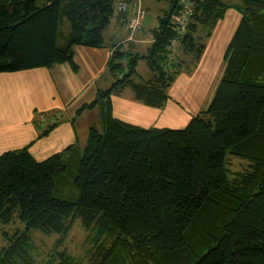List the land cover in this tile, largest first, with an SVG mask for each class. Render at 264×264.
Wrapping results in <instances>:
<instances>
[{
    "label": "trees",
    "instance_id": "1",
    "mask_svg": "<svg viewBox=\"0 0 264 264\" xmlns=\"http://www.w3.org/2000/svg\"><path fill=\"white\" fill-rule=\"evenodd\" d=\"M118 1L0 0V73L62 63L78 71L75 46L113 47L111 84L79 110L98 107L103 131L92 126L83 150L71 145L41 161L32 142L0 155V225L16 213L25 223L6 233L0 264H78L61 249L77 219L91 232L89 264H264V0H191L181 33L173 25L184 6L169 0L145 52L106 41ZM230 8L241 18L205 110L184 128L143 127L114 116L112 96L127 89L140 102L164 107ZM63 12L71 31L60 44ZM141 60L146 76L138 71ZM228 153L248 166L232 172ZM69 179L78 193L64 198L61 186ZM33 230L60 235L41 263Z\"/></svg>",
    "mask_w": 264,
    "mask_h": 264
},
{
    "label": "crops",
    "instance_id": "2",
    "mask_svg": "<svg viewBox=\"0 0 264 264\" xmlns=\"http://www.w3.org/2000/svg\"><path fill=\"white\" fill-rule=\"evenodd\" d=\"M236 11L227 10L209 39L195 73L171 87V98L164 107L140 102L134 98L132 90L127 89L122 95L112 96L114 116L143 127L184 128L193 115L204 110L208 87L214 83L213 78L224 62L227 49L224 50V46L229 44L241 18ZM130 16L129 9L121 12L117 8V16L110 24L115 39L110 41L109 36L107 42L127 41L126 25ZM146 17L147 13L141 28L134 34V43L128 45L140 52H145L153 40L152 33L143 29ZM74 49L78 71L62 63L0 73V155L32 142L30 151L41 161L71 145L78 148L82 143L86 145L89 128L101 124L98 107L83 109L80 113L79 110L96 98L99 88L111 84L113 78L107 62L113 47L79 45ZM53 124L56 126L44 134Z\"/></svg>",
    "mask_w": 264,
    "mask_h": 264
},
{
    "label": "rangeland",
    "instance_id": "3",
    "mask_svg": "<svg viewBox=\"0 0 264 264\" xmlns=\"http://www.w3.org/2000/svg\"><path fill=\"white\" fill-rule=\"evenodd\" d=\"M126 1V0H125ZM44 0H39V3L42 4ZM66 2V0H65ZM129 4V11L131 12V4L133 0H127ZM144 5L147 7V17L146 21L143 25V29L146 33L151 34L152 29L157 26L158 24V17L165 16V12L170 9V1L169 0H144ZM237 12V11H236ZM238 13V12H237ZM111 25L109 24L105 29V37L110 38V41L114 40L115 34L110 31ZM60 31L62 33V37L60 40V44H64L66 41L64 36H67L71 31V24L66 15L62 14L61 22H60ZM107 34V35H106ZM149 36V35H148ZM209 41V40H208ZM124 48L135 50L134 47H129V43H134V41L128 42L124 41ZM228 43L225 44L224 50L226 49ZM174 50H177V44L174 47ZM224 68V62H222L221 66L219 67L217 73L213 78V84L208 87V91L205 96L206 103L204 104L202 109H206L211 102L215 90L219 84L221 79L222 73ZM138 71L141 75L145 76V74H149V69L146 66L145 60H141L138 65ZM196 71V70H195ZM192 74H181L177 77L175 83L172 85L175 86L177 82L181 79L186 77H191ZM147 74V75H148ZM188 75V76H186ZM94 127L103 131L102 124H94ZM87 143V142H86ZM85 144L80 145V149L83 150ZM248 160L241 156H237L234 154H227V166L230 168L232 172L243 170L248 166ZM63 191L60 194L64 198H68L73 195V193L77 192L74 187L73 182L69 179L65 184L61 186ZM78 193V192H77ZM25 223L21 221L17 217V213L14 219L8 224H1L0 225V248L7 245L8 238L6 233L12 235L18 230H23ZM32 239H33V254L36 258L37 263H41L43 260L49 257L51 252L53 251L57 240L60 238V235L56 233L45 234L40 230H33L31 231ZM91 232L88 231L81 223L80 219H77L72 226L71 231L69 232L68 236L65 238L64 243L61 249L65 248L73 257L76 258L78 264H89V251L92 249V241L90 239Z\"/></svg>",
    "mask_w": 264,
    "mask_h": 264
},
{
    "label": "built area",
    "instance_id": "4",
    "mask_svg": "<svg viewBox=\"0 0 264 264\" xmlns=\"http://www.w3.org/2000/svg\"><path fill=\"white\" fill-rule=\"evenodd\" d=\"M183 4V12L174 20V27L179 33L183 32L188 18L193 12V5L191 0H180ZM117 8L121 12H125L129 8V4L125 0H120L118 2ZM147 10L144 5V0H133L131 4V16L128 19L126 29L129 31V39H133L134 34L141 28V25L146 16Z\"/></svg>",
    "mask_w": 264,
    "mask_h": 264
}]
</instances>
